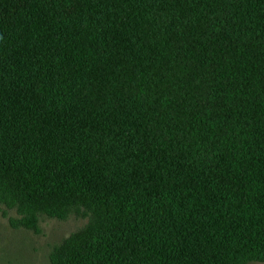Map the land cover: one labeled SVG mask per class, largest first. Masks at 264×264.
Returning a JSON list of instances; mask_svg holds the SVG:
<instances>
[{
	"label": "trees",
	"instance_id": "trees-1",
	"mask_svg": "<svg viewBox=\"0 0 264 264\" xmlns=\"http://www.w3.org/2000/svg\"><path fill=\"white\" fill-rule=\"evenodd\" d=\"M0 206L87 217L51 264L264 261V0H0Z\"/></svg>",
	"mask_w": 264,
	"mask_h": 264
},
{
	"label": "rangeland",
	"instance_id": "rangeland-1",
	"mask_svg": "<svg viewBox=\"0 0 264 264\" xmlns=\"http://www.w3.org/2000/svg\"><path fill=\"white\" fill-rule=\"evenodd\" d=\"M9 217H17L15 210L0 206V264H51V251L88 221L87 217L75 213L66 219L41 215L39 232H33L12 227ZM246 264H264V261Z\"/></svg>",
	"mask_w": 264,
	"mask_h": 264
}]
</instances>
